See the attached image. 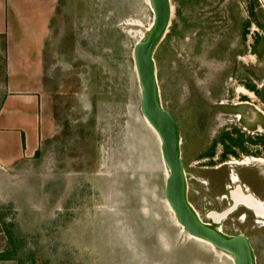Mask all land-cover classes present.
<instances>
[{
    "label": "rangeland",
    "instance_id": "1",
    "mask_svg": "<svg viewBox=\"0 0 264 264\" xmlns=\"http://www.w3.org/2000/svg\"><path fill=\"white\" fill-rule=\"evenodd\" d=\"M169 4L152 58L186 199L222 233L244 234L264 264V217L243 205L206 216L230 205L236 183L264 205V0ZM152 20L148 0H56L42 63L47 136L32 155L0 162V264H232L182 230L164 199L167 167L139 111L132 58ZM242 126L261 152L218 158L222 131L243 140Z\"/></svg>",
    "mask_w": 264,
    "mask_h": 264
},
{
    "label": "crops",
    "instance_id": "2",
    "mask_svg": "<svg viewBox=\"0 0 264 264\" xmlns=\"http://www.w3.org/2000/svg\"><path fill=\"white\" fill-rule=\"evenodd\" d=\"M56 0H0V162L32 155L50 120L44 42ZM49 120V121H48Z\"/></svg>",
    "mask_w": 264,
    "mask_h": 264
},
{
    "label": "water",
    "instance_id": "3",
    "mask_svg": "<svg viewBox=\"0 0 264 264\" xmlns=\"http://www.w3.org/2000/svg\"><path fill=\"white\" fill-rule=\"evenodd\" d=\"M148 1L153 13L152 24L144 39L133 44L132 58L139 83V111L157 133L160 155L167 167L163 186L164 199L174 219L188 234L203 238L215 248L229 253L232 264H253L251 248L244 234L222 233L216 226L201 220L186 199L184 171L179 153L178 127L172 114L158 101L152 58L155 42L168 24L170 4L169 0ZM229 190L230 188L227 190L228 196Z\"/></svg>",
    "mask_w": 264,
    "mask_h": 264
},
{
    "label": "flooded vegetation",
    "instance_id": "4",
    "mask_svg": "<svg viewBox=\"0 0 264 264\" xmlns=\"http://www.w3.org/2000/svg\"><path fill=\"white\" fill-rule=\"evenodd\" d=\"M251 89H253V88H251ZM239 103H241V102H239ZM250 104H251V102H249ZM236 104V103H235ZM239 111L241 112V113H248V110H247V108H239ZM238 123H239V121H238ZM240 125V124H239ZM242 128V130H247L246 131V133H245V131H242V130H240L241 132H243V140L242 139H239L238 141H234L233 139V141L232 140H230V136L228 135V134H226V131L225 130H223L222 131V133H223V135H222V137L220 138V137H218V139H223L222 141H220V140H217L216 142L217 143H219L220 145H221V147H222V150L220 151V153H219V157L218 158H221V157H223V159H225L227 156H230V155H232V156H234V155H237V150H239V152H240V154H241V152H248V153H260L261 152V142H260V139H259V137H257V136H252V135H250L249 134V132L251 133L252 132V129H250V130H248V129H246V126H242L241 127ZM254 133L255 134H258V132H259V129L257 128V126H255L254 128ZM180 138V137H179ZM256 138V139H255ZM231 142H233V145H232V147H233V149L232 148H230V141ZM240 140H242V141H240ZM249 143V145L250 146H252L253 148H250V147H248L247 146V144L246 143ZM211 148H213V147H211ZM234 149H237V150H234ZM212 149H210L209 151H206V152H204V153H202L201 155L204 157V156H211L212 155ZM179 153H180V151H179ZM201 156V157H202ZM181 159V158H180ZM256 160V157H247L245 160H241L240 161V163H244V162H248L247 160ZM264 158H262V159H259L258 158V160H260V161H262ZM182 162V161H181ZM239 163V162H238ZM182 167H183V165H182ZM184 171V170H183ZM242 187V186H241ZM243 188V187H242ZM228 190V189H227ZM227 190H226V193H227ZM245 190V189H244ZM246 191V190H245ZM229 201H230V199H229Z\"/></svg>",
    "mask_w": 264,
    "mask_h": 264
},
{
    "label": "bare ground",
    "instance_id": "5",
    "mask_svg": "<svg viewBox=\"0 0 264 264\" xmlns=\"http://www.w3.org/2000/svg\"><path fill=\"white\" fill-rule=\"evenodd\" d=\"M233 180L236 181V177H233ZM229 197H230V201H231L230 202V206H229L230 209L227 207L226 209H224V210H222L220 212L214 211V210L209 211L206 214L207 218L211 219L214 222H218V221H220V219H222V217L227 215L230 210L234 209L238 205H243L244 207H247L248 209L252 210L253 213L259 218H263L264 217V205L262 204V202L259 201L257 198H255L254 195L251 192L245 191L241 187L240 184L236 183L234 185V187L229 190ZM177 224H179V223L177 222ZM188 235L190 237H193V238H196V239H199V240H202V241L206 242L212 248L214 247L213 245H211L210 242H208L207 240H205L203 238H200V237H197V236H194V235H191V234H188Z\"/></svg>",
    "mask_w": 264,
    "mask_h": 264
},
{
    "label": "trees",
    "instance_id": "6",
    "mask_svg": "<svg viewBox=\"0 0 264 264\" xmlns=\"http://www.w3.org/2000/svg\"><path fill=\"white\" fill-rule=\"evenodd\" d=\"M259 24V23H258ZM261 25V24H260Z\"/></svg>",
    "mask_w": 264,
    "mask_h": 264
}]
</instances>
